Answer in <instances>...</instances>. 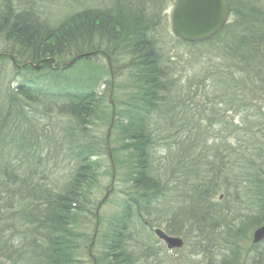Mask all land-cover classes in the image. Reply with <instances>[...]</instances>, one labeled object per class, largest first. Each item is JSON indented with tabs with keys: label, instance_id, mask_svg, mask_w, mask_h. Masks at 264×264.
<instances>
[{
	"label": "rangeland",
	"instance_id": "obj_1",
	"mask_svg": "<svg viewBox=\"0 0 264 264\" xmlns=\"http://www.w3.org/2000/svg\"><path fill=\"white\" fill-rule=\"evenodd\" d=\"M11 1L19 10L31 4L50 26L85 9L115 12V4L126 6L128 2L134 10H146L152 16L153 35L162 47L173 85L168 86L162 110L152 120L157 135L153 166L166 190L146 220L135 219L132 230L137 239L147 241L145 249L151 251L145 256L148 252L136 247V264H264V238L254 241L256 229L264 225V71L258 80V59L250 58L255 51L248 50L249 61L229 43L208 46L180 40L171 26L174 0ZM229 1L238 12L232 11L228 24L243 17L250 24V32L264 30V0ZM261 36L263 50L257 58L263 59ZM92 66L102 74L106 88L113 90L112 100L121 98L123 76L113 78L107 57L97 56ZM121 66L116 69L122 71ZM242 67L251 79V85L244 83L250 95L243 103L236 84L243 76ZM87 69L89 65L80 61L75 72ZM13 76L10 67L0 87L8 85ZM22 107L0 127V249L4 247L2 240L9 249L22 235L12 226L22 197L17 195L20 176L62 191L75 168L73 160L63 154V129L69 118L45 113L43 106L26 103ZM108 129L112 127L103 126L102 132ZM30 133L38 135L32 137L33 149L37 146L40 150L38 157L28 154ZM112 145L101 155L103 173L92 198L103 226L120 211L127 186L121 170H115L112 162ZM203 177L206 197L193 189ZM156 228L181 237L183 245L168 248L155 233ZM94 246L97 251L98 244ZM81 260L79 264H93L89 254L83 253ZM0 264H10L1 253Z\"/></svg>",
	"mask_w": 264,
	"mask_h": 264
},
{
	"label": "trees",
	"instance_id": "obj_2",
	"mask_svg": "<svg viewBox=\"0 0 264 264\" xmlns=\"http://www.w3.org/2000/svg\"><path fill=\"white\" fill-rule=\"evenodd\" d=\"M122 6L115 4V12L85 9L50 26L31 4L19 10L11 0H0V53L7 54L0 57V85L10 67L14 74L8 85L0 87V127L4 119L26 103L36 108L43 106L45 113L68 117L63 129V154L75 163L62 191L30 182L27 177L18 179L21 188L17 195L22 197L13 213L12 226L22 235L13 248L8 249L2 240L4 247L0 249L10 264H79L83 253L89 254L93 264H136V247H143L141 252H148L145 256L151 252L145 249L147 241L137 239L132 229L136 218L146 220L153 212L166 190V183L153 166L157 135L152 120L162 110L161 103L173 80L162 47L153 35L152 16L146 10H134L129 2ZM232 11L236 13L238 9L234 11L232 7ZM248 23L237 17L214 38L192 44H231L242 58L258 59L255 66L259 80L264 58H257V53L263 50L260 45L264 30L250 32ZM248 50L255 51L250 58ZM81 54L87 55L72 65L56 68ZM99 55L109 60L113 78L123 76L119 99L111 100L113 90L106 88L102 74L92 66ZM51 59L55 60L54 66ZM80 61L90 70L76 73ZM123 61L125 65H118ZM31 62H40L42 68L37 69ZM240 71L245 78L240 76L236 84L241 88L243 103L250 95L245 85H251V79L245 68ZM112 121V129L103 133V126L110 128ZM33 136L38 138L30 133L28 154L38 157L40 150L37 146L33 149ZM112 142L115 170H121L127 186L120 211L103 226L92 198L103 173L101 155ZM204 181V177L198 178L193 189L206 197ZM96 228L97 251L96 246L91 247Z\"/></svg>",
	"mask_w": 264,
	"mask_h": 264
},
{
	"label": "water",
	"instance_id": "obj_3",
	"mask_svg": "<svg viewBox=\"0 0 264 264\" xmlns=\"http://www.w3.org/2000/svg\"><path fill=\"white\" fill-rule=\"evenodd\" d=\"M231 11L232 9L228 0H177L171 18L172 31L177 38L188 43H196L212 39L226 26L229 16L231 15ZM5 55L7 54L0 53V57ZM84 55L87 54L78 55L70 61L63 62L62 64L56 66V68L72 65L76 62V60L80 59ZM9 57L15 62L13 55H9ZM54 63L55 60L51 59V64L53 66ZM26 65L27 64H24V66ZM31 65L35 66L37 69L42 68L40 62L37 64L31 62ZM112 125L113 121L110 128ZM108 148H110L109 145ZM111 158L113 162L112 153ZM106 198L107 196L103 198L101 204L106 200ZM155 233L166 242L168 248L170 249L181 247L184 243L181 237L170 235L161 228H156ZM96 234L97 228L91 247L95 243ZM263 238L264 225L256 229L254 241L257 242ZM91 256L94 257L93 255Z\"/></svg>",
	"mask_w": 264,
	"mask_h": 264
}]
</instances>
